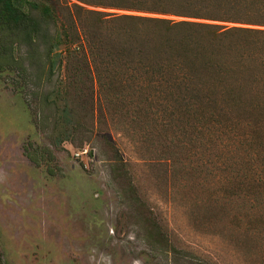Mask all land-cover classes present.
<instances>
[{
    "label": "rangeland",
    "instance_id": "obj_1",
    "mask_svg": "<svg viewBox=\"0 0 264 264\" xmlns=\"http://www.w3.org/2000/svg\"><path fill=\"white\" fill-rule=\"evenodd\" d=\"M167 1L264 13V0ZM50 2L60 20L72 2L193 19ZM55 84L0 70L4 264H264V120Z\"/></svg>",
    "mask_w": 264,
    "mask_h": 264
},
{
    "label": "trees",
    "instance_id": "obj_2",
    "mask_svg": "<svg viewBox=\"0 0 264 264\" xmlns=\"http://www.w3.org/2000/svg\"><path fill=\"white\" fill-rule=\"evenodd\" d=\"M78 1L193 19L72 2L60 20L50 0H0V70H16L39 89L56 76L55 90L129 91L137 104L241 108L264 120V28L237 24L264 25L263 12L234 1L216 9L167 0ZM48 94H40L41 103Z\"/></svg>",
    "mask_w": 264,
    "mask_h": 264
},
{
    "label": "built area",
    "instance_id": "obj_3",
    "mask_svg": "<svg viewBox=\"0 0 264 264\" xmlns=\"http://www.w3.org/2000/svg\"><path fill=\"white\" fill-rule=\"evenodd\" d=\"M84 152V151H83ZM83 152H80V153H83Z\"/></svg>",
    "mask_w": 264,
    "mask_h": 264
}]
</instances>
